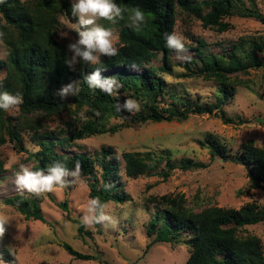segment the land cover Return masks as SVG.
I'll use <instances>...</instances> for the list:
<instances>
[{"label":"trees","instance_id":"trees-1","mask_svg":"<svg viewBox=\"0 0 264 264\" xmlns=\"http://www.w3.org/2000/svg\"><path fill=\"white\" fill-rule=\"evenodd\" d=\"M115 2L125 9L122 17L115 21L120 28L116 45L118 54L102 56L99 64L80 60L73 66L75 71L64 64L70 55L66 46L57 40L61 18L76 22L71 15L70 0H3L0 3V31L5 33L1 44L7 53L5 59L0 60V72L4 73L0 79V92H19L23 96V103L18 106L21 117L18 123V117H10L0 109V147L8 140L14 143L15 148L23 149L20 132L27 130L38 147V151L31 155L36 162L34 171L47 170L54 161L64 162L72 168L74 161L80 160L89 199L99 196L104 202L122 204L127 196L121 189V175L127 179L157 176L166 181L175 169L167 151L159 155L124 152L121 161L108 147L90 154L64 152L74 150L77 140L115 134L130 126L184 122L193 115L215 116L219 113L224 118L223 108L239 84L235 83L238 79L232 78V75L248 74L249 70L259 69L264 73V36L249 41L241 39L231 44L229 51L219 55L209 53L207 44L198 40L194 46L185 45L192 54L184 63H176L177 52L167 47L164 36L175 31L179 20L187 18L199 21L204 29L215 28L221 33L230 28L225 20L235 16L257 19L264 28V14L256 10L254 0ZM135 7L145 14V22L139 29L134 28L129 19L130 10ZM177 66L184 69L179 78L215 83L214 101L192 100L186 95L171 92L161 75H171ZM97 68L102 76L117 78L122 85L118 93L110 96L88 87L84 77ZM76 80L80 81L77 96H70L66 101L55 96L62 85ZM126 98L137 100L141 105L140 111L130 117L127 112L118 113L115 108ZM165 100V107H160ZM85 106L88 109L85 111L86 120L79 117ZM62 113L72 114L73 117L64 133L71 134L61 139L60 135L53 133H39L36 125L27 120L31 115L54 116ZM111 119L120 120V123L110 126ZM205 146L210 150V157L242 167L250 181V188L261 190L264 195V148L246 143L234 152L212 136L206 137ZM57 148L61 152H56ZM163 163L165 165L161 168ZM206 167V164L190 159H182L179 164L183 171ZM2 170L0 160V173ZM105 184H111V189L106 190ZM5 202L25 220L44 222L41 196L31 193L16 195ZM148 204L155 211L146 229L147 236H154L152 242L187 247L185 264H264L261 239L249 230L264 224V204L260 206L251 202L240 209L216 206L189 208L183 196L167 195L152 198L147 201ZM61 208L66 210V202L61 204ZM76 224L79 226L78 234L83 233L82 224ZM60 247L74 260H95L74 250L68 243H62ZM4 251L6 262L14 264L13 255L6 249Z\"/></svg>","mask_w":264,"mask_h":264},{"label":"rangeland","instance_id":"rangeland-1","mask_svg":"<svg viewBox=\"0 0 264 264\" xmlns=\"http://www.w3.org/2000/svg\"><path fill=\"white\" fill-rule=\"evenodd\" d=\"M254 3L256 10L263 15L264 0H254ZM60 22L57 40L67 46L78 39L73 28L76 22H67L62 18ZM225 22L230 28L221 33L215 28H202L199 21L181 19L177 22L174 32L184 37L186 46H194L198 40H203L207 44L206 50L217 55L229 51V46L241 39L249 41L264 36L263 25L257 19L235 16ZM98 23L113 31L117 37V45L119 25L103 19L98 20ZM61 31L68 32L69 37L61 39ZM6 54L0 42V60H4ZM191 54V50L176 53V63H184L186 60L177 59L178 55ZM182 73L184 69L177 66L171 75H161L171 92L186 95L192 100L199 98L204 102L214 101L215 83L203 79L179 78ZM3 74L1 71L0 79ZM232 78L238 79L235 83L239 84L223 108L224 118H221L219 113L215 116L193 115L184 122L130 126L115 134L94 135L77 140L74 150L64 152L90 154L102 147H108L119 161L124 152H150L153 155H159L162 151L168 152L170 163L175 165V169L166 181L157 176L127 179L121 175V189L127 198L122 204L109 203V212L117 221L115 225L99 224L86 227L81 223L89 200V189L83 177L68 189L55 188L52 192L40 195L44 222L25 220L5 201L16 195L29 194L17 189L15 177L22 166L34 171L36 162L31 155L38 151V147L27 130L20 132L23 149L15 148L14 143L7 140L0 147V160L3 164L0 173V216L6 217L9 224L5 225V234L0 237V264H8L3 258L4 249L13 255L14 264H185L188 258L187 247L181 244L152 242L154 236H147L146 229L155 211L151 205H147V201L167 195L183 196L189 208L216 206L240 209L251 202L262 206L263 192L250 188L245 170L210 157V150L205 146L206 137L212 136L234 152L246 143L264 148V73L261 69L249 70L248 74L236 73ZM167 101L162 102L160 107H165ZM6 114L13 118L18 117L16 123L21 119L18 107L6 111ZM128 115L130 117L133 114ZM71 116L73 117L68 113L54 116L38 114L29 116L27 120L36 125L39 133H53L60 135L61 139L71 134H64ZM119 123L120 120H110V126ZM55 151L61 152L59 148ZM182 159L206 164L207 167L183 171L179 168ZM164 165L165 163L161 168ZM64 202L67 204L66 210L61 208ZM77 222L83 226L81 234H78ZM249 230L261 239L264 247V224ZM62 243H68L74 250L94 257L95 260L72 259L60 247Z\"/></svg>","mask_w":264,"mask_h":264},{"label":"clouds","instance_id":"clouds-1","mask_svg":"<svg viewBox=\"0 0 264 264\" xmlns=\"http://www.w3.org/2000/svg\"><path fill=\"white\" fill-rule=\"evenodd\" d=\"M0 3H3V0H0ZM70 3L71 15L76 18L73 28L78 39L67 44L66 49L70 56L65 59L64 64L75 71L73 66L80 60L99 64L102 56H116L119 52L115 43L117 37L110 28L99 24L98 20L103 19L114 23L117 18L122 17L125 9L119 6L115 0H70ZM130 11L131 25L139 29L145 22V14L139 7L132 8ZM4 35L5 33L0 31V42L3 41ZM59 37L67 39L69 33L61 31ZM164 38L169 49L175 50L178 54L187 52L182 35L172 32L166 33ZM177 59H189V57L178 55ZM84 81L90 89H99L110 96L118 93L122 87L116 77L102 76L99 68L86 75ZM79 84L80 81L76 80L66 86L62 85L55 96L61 101H66L70 96H77L80 91ZM22 103L21 93L0 92V109L2 110L8 111ZM115 108L118 113L134 114L140 111L141 105L137 100L126 98L122 104L117 103ZM87 110V106H85L84 110L80 112L81 119H87L85 116ZM82 177L83 168L80 160H75L72 168H69L64 162L54 161L47 170L32 171L27 166H22L16 173L15 183L18 190L40 196L42 193L52 192L55 188L64 189L76 184L82 180ZM104 187L106 190H110L112 185L105 184ZM81 223L86 227L96 224L108 226L115 225L117 221L109 212V202H104L97 196L87 201ZM7 224H9V220L0 216V237L5 234V225Z\"/></svg>","mask_w":264,"mask_h":264}]
</instances>
